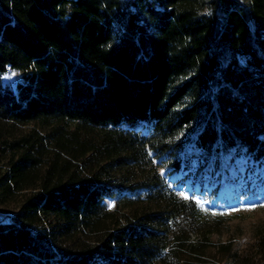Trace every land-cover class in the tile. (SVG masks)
<instances>
[{"label": "trees", "instance_id": "1", "mask_svg": "<svg viewBox=\"0 0 264 264\" xmlns=\"http://www.w3.org/2000/svg\"><path fill=\"white\" fill-rule=\"evenodd\" d=\"M3 122L44 130L0 135V205L22 197L0 222V264H206L191 236L228 217L152 163L198 122L189 162L264 164V0H0ZM117 195L136 207L109 210ZM233 262L264 264V225Z\"/></svg>", "mask_w": 264, "mask_h": 264}, {"label": "rangeland", "instance_id": "2", "mask_svg": "<svg viewBox=\"0 0 264 264\" xmlns=\"http://www.w3.org/2000/svg\"><path fill=\"white\" fill-rule=\"evenodd\" d=\"M21 78L22 71L16 69L8 68L1 75L2 82L13 90ZM0 128L2 139L16 138L27 132L43 134L44 130L38 124L20 125L10 122L0 123ZM198 128L199 123L192 122L178 132L171 142L174 146L172 154H162L161 159L154 160L152 165L171 186L181 179L180 187L176 188L180 196L190 197L192 191L206 194L195 198L210 218L214 215L228 217L220 232L212 233L209 238L203 234H193L191 241L199 247V256L206 264L234 263L237 257H243L249 252L256 229L264 225V164L231 153H219L218 159L204 153L193 156L189 162L190 152L186 148V141ZM176 161L181 164L180 170H175ZM6 164L7 155L0 152V174L6 170ZM151 171H139L137 176H152ZM189 177L193 179L192 188ZM21 198L16 196L13 203L0 205V222L11 221ZM104 203L109 210L118 209L121 213H129L137 205V202L121 195L105 198ZM233 253L236 255L231 257L229 254Z\"/></svg>", "mask_w": 264, "mask_h": 264}, {"label": "built area", "instance_id": "3", "mask_svg": "<svg viewBox=\"0 0 264 264\" xmlns=\"http://www.w3.org/2000/svg\"><path fill=\"white\" fill-rule=\"evenodd\" d=\"M10 66H8L7 68H9Z\"/></svg>", "mask_w": 264, "mask_h": 264}]
</instances>
